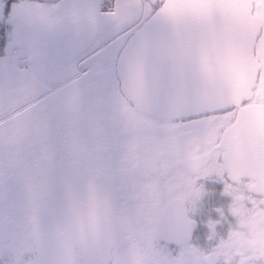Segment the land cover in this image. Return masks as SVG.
<instances>
[{
    "label": "flooded vegetation",
    "instance_id": "flooded-vegetation-1",
    "mask_svg": "<svg viewBox=\"0 0 264 264\" xmlns=\"http://www.w3.org/2000/svg\"><path fill=\"white\" fill-rule=\"evenodd\" d=\"M235 1L222 17L261 22L250 100L159 119L125 97L117 64L166 0H0V264L37 263L36 212L58 235L102 226L108 205L123 237L108 264H264V0ZM57 168L77 183L20 197Z\"/></svg>",
    "mask_w": 264,
    "mask_h": 264
},
{
    "label": "water",
    "instance_id": "water-1",
    "mask_svg": "<svg viewBox=\"0 0 264 264\" xmlns=\"http://www.w3.org/2000/svg\"><path fill=\"white\" fill-rule=\"evenodd\" d=\"M222 1L167 0L129 39L117 71L125 97L135 108L150 117L172 119L221 112L250 100L260 71L254 46L261 22L252 15L222 17L227 13ZM241 7L247 9L245 0ZM192 32L197 37L189 47L197 51L188 56L182 39ZM254 113L264 115L263 110ZM240 114L237 126L243 130L244 113ZM68 173L61 168L37 169L19 184L20 197L34 204L40 184L60 181L53 176L64 175L62 183L76 184ZM84 195L94 197L92 192ZM104 218L105 224L92 225L87 232L71 228L56 235L41 228L36 212V264H108L123 237L109 205Z\"/></svg>",
    "mask_w": 264,
    "mask_h": 264
}]
</instances>
